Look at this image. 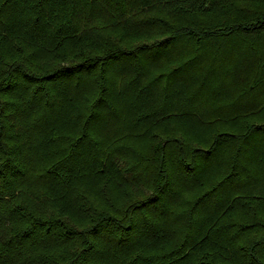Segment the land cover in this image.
<instances>
[{"label":"trees","instance_id":"trees-1","mask_svg":"<svg viewBox=\"0 0 264 264\" xmlns=\"http://www.w3.org/2000/svg\"><path fill=\"white\" fill-rule=\"evenodd\" d=\"M0 264H264V0H0Z\"/></svg>","mask_w":264,"mask_h":264}]
</instances>
